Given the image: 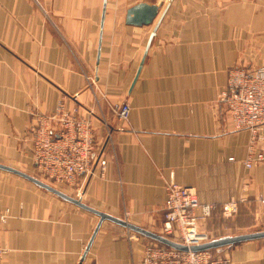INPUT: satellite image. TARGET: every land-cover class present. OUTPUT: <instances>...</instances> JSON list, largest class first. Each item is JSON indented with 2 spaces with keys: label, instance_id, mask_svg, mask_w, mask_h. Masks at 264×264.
Here are the masks:
<instances>
[{
  "label": "crops",
  "instance_id": "crops-1",
  "mask_svg": "<svg viewBox=\"0 0 264 264\" xmlns=\"http://www.w3.org/2000/svg\"><path fill=\"white\" fill-rule=\"evenodd\" d=\"M142 1L161 3L158 17L128 24ZM169 1L0 0V163L36 172L34 114L63 99L91 114L108 160L104 176L68 188L89 206L156 233L173 177L204 203L250 197L226 235L264 230V162L245 167L250 132L219 100L232 67H264V0H172L139 71ZM125 102L121 131L112 106ZM7 209L0 264H138L157 242L105 220L82 260L99 217L0 169ZM219 250L232 264H264V238Z\"/></svg>",
  "mask_w": 264,
  "mask_h": 264
},
{
  "label": "built area",
  "instance_id": "built-area-1",
  "mask_svg": "<svg viewBox=\"0 0 264 264\" xmlns=\"http://www.w3.org/2000/svg\"><path fill=\"white\" fill-rule=\"evenodd\" d=\"M220 102L227 108L235 130L250 132L249 153L244 162L251 170L264 162V151L257 144L264 141V67L234 66L220 93ZM113 113L126 129L130 106H112ZM30 127L33 136V160L37 171L52 184L80 189L83 179L95 174L105 175L108 160L100 151L95 138L91 114L79 107H68L62 99L57 109L49 114L35 113ZM111 137V134L109 135ZM167 198L160 234L188 247L213 239L203 224L218 210L224 217L238 213L241 204L249 199L244 194L224 204L204 203L194 188L178 184L173 177L166 182ZM9 217V210L0 212V230ZM4 250L0 247V256ZM138 264H232L213 250L181 251L158 242L148 243Z\"/></svg>",
  "mask_w": 264,
  "mask_h": 264
},
{
  "label": "water",
  "instance_id": "water-1",
  "mask_svg": "<svg viewBox=\"0 0 264 264\" xmlns=\"http://www.w3.org/2000/svg\"><path fill=\"white\" fill-rule=\"evenodd\" d=\"M171 2H172V0L169 1L166 8L162 12V14L159 16L158 22L156 23V25L153 29V32L151 33V35L149 37V40H148L147 45H146V50H145L144 56H143L142 61H141L139 71H140V69H141V67L145 61L147 52H148V50L152 44V41H153L154 37L156 36V32H157V29L159 27V24L162 21V19H163V17H164V15H165V13H166ZM161 6H162L161 3H148L145 1L139 2V3L135 4L134 6H132L131 8L128 9L126 22L130 25H136V26L150 25V24L154 23L155 19L158 17ZM136 79H135V81H136ZM0 169L8 171V172L13 173V174H16L22 178H25V179L33 182L37 186L57 195L58 197H60L64 200H67V201L79 206L80 208H83L87 211H90L99 217V222H98V224H97V226L93 232L91 241L89 242V244L87 246L86 252L84 253L82 260L85 258L86 253L89 250L93 239L95 238L98 230L100 229L102 223L105 220L119 224V225L126 227L132 231H135L141 235L147 236V237L153 239L154 241H157L158 243L164 244L166 246H170L174 249L181 250V251H188V250L202 251V250L220 249L222 247L232 245L235 243L264 238V230H257L254 232L239 234V235H235V236H224L221 238L212 239V240L205 242V243H202L200 245H193L191 247H188L184 244L173 241V240H171V239H169V238H167L161 234L152 232L146 228L134 225V224H132V223H130L124 219L117 218L111 214H108L106 212H103V211H100L96 208H93V207L89 206L88 204H86L85 202H83V200L81 198L73 197V196L67 194L66 192L54 187L53 185H51V184H49V183H47V182H45L39 178L27 173V172H24L20 169H17L15 167H12V166H9V165L3 164V163H0Z\"/></svg>",
  "mask_w": 264,
  "mask_h": 264
},
{
  "label": "rangeland",
  "instance_id": "rangeland-1",
  "mask_svg": "<svg viewBox=\"0 0 264 264\" xmlns=\"http://www.w3.org/2000/svg\"><path fill=\"white\" fill-rule=\"evenodd\" d=\"M31 175H36L35 177H38L39 179L53 185L54 187L66 192L67 194L73 196V197H78V198H81L79 196H75L73 195L72 193L73 192H70L71 190H69L68 188H64L62 186H57L55 184H52L49 180L45 179L43 176L39 175V172L37 171L36 169V172H27ZM245 195V194H244ZM246 197H248L247 195H245ZM82 199V198H81ZM248 199H250V197H248ZM246 203V202H244ZM243 203V204H244ZM230 219H233V217H224L220 211H216L204 224H203V229L205 231H208L210 232V234L213 236V239H217V238H221V237H224V236H228L226 234L230 233L232 230L229 226L230 224ZM234 221V220H233ZM152 231V230H150ZM160 231H161V228H159L158 231H156V233L160 234ZM255 230H252V231H249L247 233H250V232H254ZM221 249V248H220ZM213 251H215V255L216 257H222L224 256L219 249H211Z\"/></svg>",
  "mask_w": 264,
  "mask_h": 264
},
{
  "label": "trees",
  "instance_id": "trees-1",
  "mask_svg": "<svg viewBox=\"0 0 264 264\" xmlns=\"http://www.w3.org/2000/svg\"><path fill=\"white\" fill-rule=\"evenodd\" d=\"M161 244V243H160ZM164 245V244H163Z\"/></svg>",
  "mask_w": 264,
  "mask_h": 264
}]
</instances>
